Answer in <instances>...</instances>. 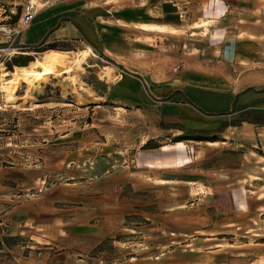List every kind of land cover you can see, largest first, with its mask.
Listing matches in <instances>:
<instances>
[{
  "label": "rangeland",
  "instance_id": "rangeland-1",
  "mask_svg": "<svg viewBox=\"0 0 264 264\" xmlns=\"http://www.w3.org/2000/svg\"><path fill=\"white\" fill-rule=\"evenodd\" d=\"M59 1L0 0V26L10 24L28 4L37 12ZM145 1L111 0L110 5L111 10L135 11ZM98 15L104 17V10ZM115 28L136 32L131 26ZM195 38L173 43L187 55L199 50V59L205 58L202 51L212 54L219 48ZM16 42L0 36V167L27 171L26 185L15 189L24 199L34 200L43 218V230H36L37 225L28 229L31 235H44L46 242L22 241L34 247L35 257L58 264H264V127L227 128L213 144L188 143L185 135H160V101L148 95L139 104L142 90L123 88V65L87 38L56 49L44 45L43 52L31 53L29 64L42 62L51 52L65 55L63 63L68 64L86 51L77 69L33 85H16L9 100L5 78L16 72L7 66L21 53ZM143 43L162 58L169 54L150 39ZM230 49L222 58L233 62ZM249 51L248 46L237 61L248 62ZM134 59L149 62L147 71L156 74L154 62L160 55L152 52ZM258 60L264 65V55ZM242 68L249 84L250 71ZM232 69L225 68L227 77H234ZM261 99L244 91L236 106L255 111ZM183 103L190 104L186 99ZM176 140L190 146L183 157L191 156L192 146L201 153L177 168L149 173L140 168L139 152ZM169 178L176 181L166 182ZM237 181L241 201L229 192Z\"/></svg>",
  "mask_w": 264,
  "mask_h": 264
},
{
  "label": "crops",
  "instance_id": "crops-1",
  "mask_svg": "<svg viewBox=\"0 0 264 264\" xmlns=\"http://www.w3.org/2000/svg\"><path fill=\"white\" fill-rule=\"evenodd\" d=\"M110 3L111 0H60L37 11L31 24L16 38V45L21 50L19 54L30 56L34 53L32 50L41 44L49 47L55 43H80L82 38H87L123 65V81L128 85L124 82L122 87L127 92L140 88L139 104L150 95L160 101L159 121L179 124L188 130H214L227 121L216 114L230 112L246 89H251L255 97L262 95V99L256 103L255 112L264 111V93H260L264 91V75H259L264 72V65L258 60L260 55H264V0H146L134 7L135 11L111 10L113 7ZM99 10H104V17L98 15ZM116 26H131L130 29L136 32L130 34L128 29L117 32ZM150 26L152 28H145ZM178 33L185 34V37ZM197 36L204 43H217L218 50L212 54L202 51L205 58L199 59V50H189L190 54L187 55L181 46L173 43L178 40L194 41ZM146 38L154 41L155 47L166 48L169 54L162 58L159 51H148L143 43ZM137 39L139 42H136ZM171 44H175L172 50ZM248 46V62H238V57L243 50H248ZM229 47L233 62L222 58ZM152 52L160 55V60L154 62V75L147 71L146 66L151 65L149 62L134 59L137 56H150ZM230 66L233 67L234 77L226 75L225 68ZM243 66L250 71L249 84L241 75ZM184 99L190 104L183 103ZM159 131L160 135L187 136L176 129L159 128ZM181 142L144 149L138 153V165L149 173L194 161L196 154L201 153L198 151L200 147L192 146L190 157H183L187 153L184 148L190 147L189 142L201 141ZM26 178L27 171L23 168L0 167V264H58L47 261L45 257H35L33 246L22 245L26 239L33 241L31 244L44 241L41 239L44 235H31L28 229L34 225L39 227L34 226L36 230L44 229L43 218L39 217L40 210L34 200L24 199V195L15 189L26 185ZM165 181L171 183L176 180L169 178ZM240 183L231 184L233 188L230 187L229 192L233 199L241 201ZM221 194L225 201V193Z\"/></svg>",
  "mask_w": 264,
  "mask_h": 264
},
{
  "label": "trees",
  "instance_id": "trees-1",
  "mask_svg": "<svg viewBox=\"0 0 264 264\" xmlns=\"http://www.w3.org/2000/svg\"><path fill=\"white\" fill-rule=\"evenodd\" d=\"M19 18V13L15 14L11 17L10 24H15ZM61 43H55L51 46V49H56L60 46ZM44 44H41L39 47L34 48L32 51L34 53H41L44 49ZM30 56H22L18 55L16 57L11 58V60L7 63L8 68L11 67H26L31 62ZM251 89H247L245 91H250ZM260 93H264V91H260ZM217 116L230 117L227 121H224L219 124L214 130H188L183 128L179 124H163L159 125L161 129H176L182 131L187 137H190L191 140L195 141H207V142H217L219 139L216 135L223 133L227 128L232 127H241L242 125H259L264 126V111L255 112L250 111L247 108H238L236 103L233 104L230 112L227 113H219ZM209 136L210 138H204ZM180 141L176 140L175 142ZM157 147H153L154 149Z\"/></svg>",
  "mask_w": 264,
  "mask_h": 264
},
{
  "label": "bare ground",
  "instance_id": "bare-ground-1",
  "mask_svg": "<svg viewBox=\"0 0 264 264\" xmlns=\"http://www.w3.org/2000/svg\"><path fill=\"white\" fill-rule=\"evenodd\" d=\"M85 52L86 51L77 54L76 57L73 59L74 61L72 60L68 64L63 63L65 55L61 53L51 52L45 54L42 57V62L35 60V62L29 64V66L27 67H15L16 72L14 71L15 73L5 78V85L8 86L6 87V93L8 94L7 96L9 100L12 99L13 87L16 85H19L21 83L33 85V83L45 80L50 76L59 75L61 73L65 75L67 73H70L72 71V68L77 69L82 55ZM77 91L85 92L82 87H78Z\"/></svg>",
  "mask_w": 264,
  "mask_h": 264
},
{
  "label": "built area",
  "instance_id": "built-area-1",
  "mask_svg": "<svg viewBox=\"0 0 264 264\" xmlns=\"http://www.w3.org/2000/svg\"><path fill=\"white\" fill-rule=\"evenodd\" d=\"M35 16V7L32 4H28L15 24L0 26L1 39L4 38L6 40H15L18 36L23 33L25 28H27L31 24Z\"/></svg>",
  "mask_w": 264,
  "mask_h": 264
}]
</instances>
